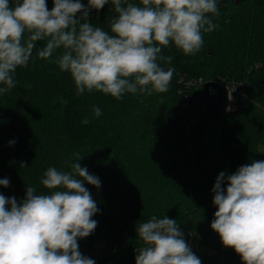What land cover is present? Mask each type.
<instances>
[{
  "label": "trees",
  "instance_id": "16d2710c",
  "mask_svg": "<svg viewBox=\"0 0 264 264\" xmlns=\"http://www.w3.org/2000/svg\"><path fill=\"white\" fill-rule=\"evenodd\" d=\"M80 2L88 6V0ZM46 3L51 10L53 0ZM217 4L220 15L213 22L219 27L203 34L198 53L186 56L174 44L163 49L173 60L162 67L173 68V77L167 92L151 96L77 95L70 73L55 63L59 51L40 59L36 52L45 42H36L33 58L14 73L16 87L0 94V179L9 180L8 187L0 185V194L18 203L28 186L47 194L40 184L44 172L49 167L70 171L66 162L81 158V166L99 179L102 193L93 199L97 226L78 240L79 248L100 237L110 247L95 264H136V249L142 246L137 226L153 215L177 221L201 264H243L211 228L217 211L213 187L221 172L230 176L251 159H264V0ZM115 15L109 3L91 9L88 22L110 31ZM199 78L204 81L200 86L190 83ZM206 82L224 91V84H235L237 108L226 110V91L221 98L203 100ZM93 106L101 109L99 117L92 114ZM207 116L217 126L216 141L206 131ZM84 117L90 123L82 124ZM111 153L120 155L118 170ZM173 153L185 163L170 165L167 158ZM84 186L90 193L97 188Z\"/></svg>",
  "mask_w": 264,
  "mask_h": 264
},
{
  "label": "clouds",
  "instance_id": "9594fccd",
  "mask_svg": "<svg viewBox=\"0 0 264 264\" xmlns=\"http://www.w3.org/2000/svg\"><path fill=\"white\" fill-rule=\"evenodd\" d=\"M109 3L116 13L110 31L88 22L91 9ZM219 15L217 0H88L87 7L80 0H53L51 10L46 0H0V84L5 85L0 94L16 87L14 73L28 65L38 41L45 42L36 52L40 59L59 51L55 63L70 73L77 95L96 91L119 100L125 93L167 92L174 69L162 64L170 65L173 57L163 49L174 44L194 56L203 34L219 27L213 22ZM92 114L99 117L102 111L93 106ZM80 159L66 162L70 171L44 172L40 184L47 194L28 186L20 203L0 194V264H95L80 253L78 240L97 226L92 219L97 204L85 182L99 188L100 181ZM0 185L8 187L9 180L0 179ZM213 192L212 230L243 264H264V160L230 176L221 172ZM136 231L142 241L136 264H201L176 220L153 215Z\"/></svg>",
  "mask_w": 264,
  "mask_h": 264
},
{
  "label": "built area",
  "instance_id": "2783aa9c",
  "mask_svg": "<svg viewBox=\"0 0 264 264\" xmlns=\"http://www.w3.org/2000/svg\"><path fill=\"white\" fill-rule=\"evenodd\" d=\"M202 82H204L202 78L190 81L192 85H196L197 87L200 86ZM234 85L235 84L225 85L226 96L228 98V104L226 108L227 111H229L228 110L229 108L231 110H234L237 108V99L234 94ZM230 95H231V99H229ZM186 98H189V96L186 95ZM191 122L195 124L196 120L194 117L191 119ZM186 242L190 246L192 252L198 257L197 251L195 250L194 245H193V241L191 239H188ZM109 248L110 247L108 245V241L105 238L100 237L96 240L89 242L88 244L81 245V247L79 248V251L83 256L93 259L95 261L101 255L104 254L105 250H108ZM212 252L214 253V251Z\"/></svg>",
  "mask_w": 264,
  "mask_h": 264
},
{
  "label": "rangeland",
  "instance_id": "374dc122",
  "mask_svg": "<svg viewBox=\"0 0 264 264\" xmlns=\"http://www.w3.org/2000/svg\"><path fill=\"white\" fill-rule=\"evenodd\" d=\"M225 85L226 84H224V87H225ZM204 121H205L204 124H205L206 131H208V133H210L211 135H213V140L216 141L217 126H216V124L213 123L214 120L211 119V117L207 116V119H205ZM263 151H264V148L263 147H260V152L263 153ZM168 155L169 154H167V157H168ZM110 159H111V162H112V165H113L114 169L115 170H118L120 168V165H121L120 155L111 153L110 154ZM167 159L170 160V165L173 162H176V163H185L184 160H179V162H177L178 161V157L176 155H174V153L172 155H170ZM259 159H260V157L253 158V159L250 160V162L252 163L254 161H258ZM174 170H178V169L175 168ZM101 193H102V190L100 188H96L91 193L92 198L93 199L99 198L100 195H101Z\"/></svg>",
  "mask_w": 264,
  "mask_h": 264
},
{
  "label": "water",
  "instance_id": "95a60500",
  "mask_svg": "<svg viewBox=\"0 0 264 264\" xmlns=\"http://www.w3.org/2000/svg\"><path fill=\"white\" fill-rule=\"evenodd\" d=\"M245 0H238V3H243ZM204 95H203V100L209 99L210 91L211 90H216L218 91V94H220L219 98L223 97L225 95V91L223 88L220 86L218 83H212V82H206L204 84Z\"/></svg>",
  "mask_w": 264,
  "mask_h": 264
},
{
  "label": "flooded vegetation",
  "instance_id": "af4514ba",
  "mask_svg": "<svg viewBox=\"0 0 264 264\" xmlns=\"http://www.w3.org/2000/svg\"><path fill=\"white\" fill-rule=\"evenodd\" d=\"M217 96H218L217 91H216V90H211V92H210V97H211V98H214V97H217Z\"/></svg>",
  "mask_w": 264,
  "mask_h": 264
}]
</instances>
